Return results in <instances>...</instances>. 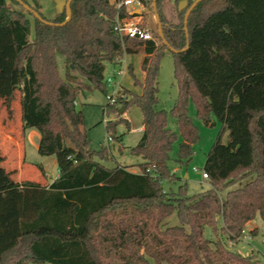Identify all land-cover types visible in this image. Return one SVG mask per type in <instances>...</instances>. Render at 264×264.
I'll use <instances>...</instances> for the list:
<instances>
[{"label":"trees","instance_id":"1","mask_svg":"<svg viewBox=\"0 0 264 264\" xmlns=\"http://www.w3.org/2000/svg\"><path fill=\"white\" fill-rule=\"evenodd\" d=\"M0 1V30L10 33L14 49L7 104L19 93L24 130H39L38 152L55 156L59 169L49 183L19 180L15 170L3 167L0 154V190L11 191L18 223L12 242L0 248V264H264L204 235L209 225L237 242L249 221L259 216L264 222V0H200L187 24L194 0L181 9L178 23L165 18V0H156L174 51L158 32L147 40L115 34L117 15L136 16L118 8L117 0H71L72 17L63 25L66 7L50 18L38 2L12 0L16 8ZM141 50L143 78L128 66L141 91L123 87L106 107L109 114L117 105L142 111L144 129L130 149L142 158L134 172L126 164L102 162L108 148L90 147L76 100L79 93L104 90L108 63ZM168 50L178 84L171 109L182 136L178 162L192 159L199 135L190 101L205 124L212 125L215 115L223 126L203 167L209 187L192 195L183 185L179 192L162 185L177 178L168 160L178 133L168 126L167 110L158 107L160 63ZM57 55L65 58V77ZM123 120L129 126L123 117L107 121L109 137L122 139L112 133ZM173 213L178 223L170 224Z\"/></svg>","mask_w":264,"mask_h":264},{"label":"rangeland","instance_id":"2","mask_svg":"<svg viewBox=\"0 0 264 264\" xmlns=\"http://www.w3.org/2000/svg\"><path fill=\"white\" fill-rule=\"evenodd\" d=\"M31 4L39 1L43 6L42 12L50 18L56 17L60 10L61 0H28ZM67 1V0H66ZM138 3L128 6V9L134 7L139 10V13L134 16L135 20L148 28L154 33L158 32L156 19L152 9L150 0H137ZM191 0H165L163 3V13L165 18L172 22L178 23L181 20V9L185 7ZM3 1H0V4ZM10 6L21 8L12 0H6ZM66 3V2H65ZM65 3L61 7V12L65 8ZM144 6V8H142ZM141 8L143 9L141 11ZM60 12V13H61ZM59 13V14H60ZM58 14V15H59ZM33 21L31 14H28ZM56 15V16H54ZM33 32V31H32ZM155 36V35H154ZM159 39V37H156ZM145 53L143 50L136 53L125 54L118 63H108L105 71V78L113 76V82H105V88L93 89L86 93H79L76 100L78 109L83 110L84 126L86 128L88 137L90 138V147L93 150H100L103 146L108 148V158L102 162L113 167L117 163L135 164L142 161L141 156H137L131 152V147L135 146L141 137V132L136 130V127L141 126L143 122L142 111L139 107L133 106L129 110L125 109L120 113L119 110L115 113H107L106 107L108 102L113 105L115 102H110L107 99L108 94L114 93L117 89L123 87L129 88L136 92H140L139 86L134 84V78L130 73L128 66L132 65L134 73L140 79L143 78L144 72L142 70V60ZM14 60V49L11 44V36L7 30H0V154L4 157L2 162L3 167L10 171L15 170L14 176L19 179L22 173L23 179H34L45 182V179H50L57 171V163L55 156H43L38 152V144L40 141V132L35 127H29L24 130L21 122L20 111V95L12 100L10 106L7 104L9 97V80L7 73ZM57 63L59 72L62 77H65L67 71V64L62 55H57ZM119 68L124 69L122 75H116ZM159 108H163L168 112V126L178 133V137L173 144L168 160L169 169L175 173L177 178L175 180H164L162 185L167 191L179 192L180 186L183 185L186 193L192 195L209 187L208 179L202 177V169L205 164L206 156L213 144L222 134V122L215 115L212 116L213 124L207 125L197 115L196 106L193 101L189 103V114L195 124L198 126L199 135L194 143V154L192 159L186 163L178 162L179 144L182 141V136L179 132V127L176 118L171 113V109L178 96V84L175 78V58L170 50H168L161 58L160 74H159ZM117 90V91H118ZM116 91V93H117ZM11 107V108H10ZM123 117L128 119L130 124L128 126L126 121H119L116 123V136L122 135L121 140L111 138L106 124L107 121ZM227 131L223 133V141H227ZM44 162L47 166L46 171L41 170L39 163ZM137 165V164H135ZM134 166V165H132ZM198 167L199 171L194 168ZM49 176V177H47ZM14 201L12 193L9 189L0 190V225L3 226L4 232L0 234V248L11 243L13 236H16V229L12 231V219L14 216ZM250 226L246 225L241 240L233 242L223 232L215 234L212 227L206 225L204 227V235L207 238L217 240L220 239L230 249L240 252L243 255L253 254L264 261V222L258 216L256 220H251ZM169 223H178L176 213L169 217ZM248 224V223H247ZM221 225V221L219 222ZM8 233L6 231V227ZM252 230L258 229L256 235H251ZM10 233V235H9ZM214 243H212L213 245ZM30 264H52L48 262H32ZM161 264H170L163 262Z\"/></svg>","mask_w":264,"mask_h":264},{"label":"built area","instance_id":"3","mask_svg":"<svg viewBox=\"0 0 264 264\" xmlns=\"http://www.w3.org/2000/svg\"><path fill=\"white\" fill-rule=\"evenodd\" d=\"M136 3H138L137 0H117L116 6L118 8L125 6L127 11L129 13H132L130 10H128V6L134 5ZM113 31L115 34L119 35L120 37L129 36V37H134V38H139V39H144V40L155 38L152 30L142 25L140 21L135 20L134 16L121 17L117 15L114 26H113ZM122 73H124V69L119 68L115 74L122 75ZM105 81L107 83H112L113 76L107 77ZM116 91L112 94L107 95L108 101L112 103L115 102L116 96L119 93V90L117 91V93ZM108 138L109 140L111 139V137H108ZM194 170L199 171L198 167H195ZM202 177L204 179H208L209 177L208 173L204 169H202Z\"/></svg>","mask_w":264,"mask_h":264},{"label":"water","instance_id":"4","mask_svg":"<svg viewBox=\"0 0 264 264\" xmlns=\"http://www.w3.org/2000/svg\"><path fill=\"white\" fill-rule=\"evenodd\" d=\"M200 0H194L192 2V4L190 5V7L188 8L186 14H185V24H187L188 22V18H189V15L192 11V9L196 6V4L199 2ZM23 3V2H21ZM25 8L28 9V10H31L30 6L28 4H24ZM65 7H66V11H67V17L66 19L59 23L61 25L63 24H66L70 21L71 17H72V10H71V0H67L66 3H65ZM152 7H153V13H154V16H155V19H156V23H157V29H158V33H159V37L162 39L163 43H165L167 46H169V43L167 42V40L165 39L164 37V33H163V28H162V22H161V17H160V14L158 12V7H157V2L156 0H153V4H152ZM138 10L132 12V14H138ZM34 14L39 17L42 21L44 22H48L44 19L41 18V16L36 12L34 11ZM51 23V22H49ZM185 29L187 31V26H185ZM170 47V46H169ZM171 51H174V48L170 47ZM126 107L123 106L120 110V113H122L123 111H125Z\"/></svg>","mask_w":264,"mask_h":264},{"label":"crops","instance_id":"5","mask_svg":"<svg viewBox=\"0 0 264 264\" xmlns=\"http://www.w3.org/2000/svg\"><path fill=\"white\" fill-rule=\"evenodd\" d=\"M39 4H40V6H41V11L43 10V6H42V4H41V2H39V1H37ZM66 2V0H61V2H60V10H59V13L61 12V7L63 6V4ZM142 8H144V6L142 7ZM141 8V11L143 10ZM128 10H130L131 12H134V11H136V10H138V9H136L135 7L133 8V9H128ZM139 11V10H138ZM58 13V14H59ZM139 13V12H138ZM58 14H56V15H58ZM56 15H54V16H56ZM50 17H52V16H50ZM141 89V88H140ZM143 129H144V125H143V122H142V125L141 126H138V127H136V130L137 131H140L141 132V134H142V132H143ZM139 163V162H138ZM39 164H41L42 166H43V169L46 171V175H47V171H48V169H47V166H46V164L44 163V162H42V163H39ZM117 164H122V163H117ZM135 164H137V163H135ZM135 164H129V169L131 170V171H134V172H139L140 171V168L137 166V165H135ZM127 165V164H126ZM132 165H134V166H132ZM21 175H22V173H20ZM20 175V177H19V180H22L23 178H22V176ZM59 176V169H58V166H57V171H56V173L54 174V176L53 177H51L50 179H45V182H52L56 177H58ZM47 177H49V176H47ZM14 201V200H13ZM15 216V215H14ZM254 220H256V219H254ZM251 222L252 221H249L248 222V224H247V226L249 225L250 226V224H251ZM6 227V231H7V233H8V229H7V226H5ZM15 229H16V232L18 231V223H17V219H16V217H14L13 219H12V231L14 232L15 231ZM249 230H252V227H249L248 228ZM4 232V229H3V226H1L0 225V234H2V232ZM9 235H10V233H9ZM11 236V235H10Z\"/></svg>","mask_w":264,"mask_h":264}]
</instances>
